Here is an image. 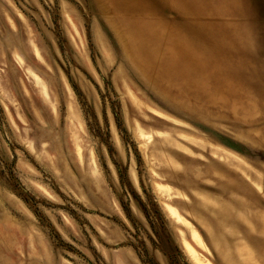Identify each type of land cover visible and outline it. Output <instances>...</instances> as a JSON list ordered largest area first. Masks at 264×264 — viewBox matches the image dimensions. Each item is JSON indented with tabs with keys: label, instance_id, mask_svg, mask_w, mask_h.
<instances>
[{
	"label": "rangeland",
	"instance_id": "374dc122",
	"mask_svg": "<svg viewBox=\"0 0 264 264\" xmlns=\"http://www.w3.org/2000/svg\"><path fill=\"white\" fill-rule=\"evenodd\" d=\"M263 63L264 0H0V264H264Z\"/></svg>",
	"mask_w": 264,
	"mask_h": 264
},
{
	"label": "bare ground",
	"instance_id": "6f19581e",
	"mask_svg": "<svg viewBox=\"0 0 264 264\" xmlns=\"http://www.w3.org/2000/svg\"><path fill=\"white\" fill-rule=\"evenodd\" d=\"M128 49L130 50V48L128 47ZM134 49V48H133ZM132 50V49H131ZM131 50H130V52H131ZM244 51L245 50H247V48L246 47H244V49H243ZM146 56L145 55H142L141 56V59H144ZM164 59L165 58H161V60H160V62H158V63H161L162 64V62L164 61ZM143 64H145V65H148V63L147 62H145L144 60H143ZM172 63H173V67L175 68V63H174V60L172 61ZM177 63V62H176ZM264 64V63H263ZM241 66L242 67H245V64H241ZM177 69V68H176ZM263 75V74H262ZM198 79V78H197ZM197 79H195V75H194V73L193 72H190V74L188 73V75H187V85H188V87H194V85H195V82H196V80ZM208 82V79H206V78H201L200 80H199V83H201L202 85H206V83ZM169 90V89H168Z\"/></svg>",
	"mask_w": 264,
	"mask_h": 264
}]
</instances>
